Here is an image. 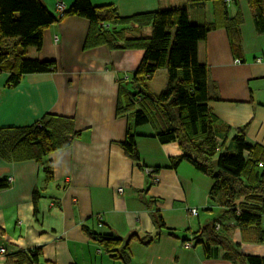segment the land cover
Wrapping results in <instances>:
<instances>
[{
  "label": "crops",
  "instance_id": "obj_1",
  "mask_svg": "<svg viewBox=\"0 0 264 264\" xmlns=\"http://www.w3.org/2000/svg\"><path fill=\"white\" fill-rule=\"evenodd\" d=\"M42 1L59 16L57 4L67 10L74 0ZM90 2L111 4L121 17L186 7L191 23L210 25L197 45L198 61L208 71L209 108L230 127L229 139L244 127L246 142L264 147V32L257 30L248 0H212L201 8L191 7L189 0ZM227 18L236 22L239 31L236 47L226 28ZM120 26L130 36L138 32L148 36L151 31L149 25L138 32L131 23ZM89 27L87 18L62 16L45 28L40 49L27 48L29 57L54 60V71L26 73L16 86L5 85L8 73L0 77V126H27L46 114H57L72 117L74 129L80 131L68 146L44 156L42 162L7 163L0 157V177L12 179L8 188L0 190V246L7 249L0 254V264L15 262L10 257L14 252L35 249L40 254L33 264H123L83 226L121 238L119 248L129 242L133 264H239L225 258L222 248L206 257L202 246L194 244L193 232L219 210L207 209L213 179L187 160L174 165L172 159L182 152L176 141L161 142L153 125L143 123L133 127L142 165L125 153L120 143L131 120L117 114V103L123 88L132 89L131 75L144 50L106 44L85 48ZM166 84V70L161 68L149 86L159 93ZM49 162L53 177L47 181L44 167ZM147 169L154 170L149 174ZM35 189L40 193L36 213ZM192 207L197 215L190 213ZM157 211L175 236L159 229ZM231 224V239L240 252L264 257V242L244 241L239 227ZM155 234L148 243L140 240Z\"/></svg>",
  "mask_w": 264,
  "mask_h": 264
},
{
  "label": "trees",
  "instance_id": "obj_2",
  "mask_svg": "<svg viewBox=\"0 0 264 264\" xmlns=\"http://www.w3.org/2000/svg\"><path fill=\"white\" fill-rule=\"evenodd\" d=\"M209 1L212 0H189V5L201 8ZM248 1L257 30L264 32L263 0ZM64 15L89 20L85 48L106 44L113 48L144 50L142 60L131 75L132 89L123 88L117 103V114L131 120L120 144L125 153L141 166L133 127L151 123L161 142L178 143L182 152L172 159L174 165L187 160L213 179L207 209L217 207L219 213L193 232L194 244L202 246L206 257L216 255L222 248L225 258L239 264H264V257L241 253L239 245L231 239L233 221L244 241L264 242V147L248 144L245 128L240 127L232 137L234 146L230 150L227 147L230 127L220 123L209 108L208 71L207 66L198 61L197 45L206 38L211 26L191 23L186 7L121 17L111 4L94 6L90 0H74L62 15L57 16L42 0H0V77L2 73H8L5 85L16 86L26 73L56 69L54 60L27 56V48L40 49L45 28ZM226 20L231 44L236 47L239 45L236 22ZM124 23H131L137 32L149 25L150 34L127 35L126 28L120 26ZM161 68L166 70L167 84L162 91L154 93L150 81ZM79 134L80 131L74 129L72 117L57 114H46L27 126H0V157L10 162L31 159L42 162L44 156L65 148ZM44 172L46 180H51L50 162ZM8 179L7 176L0 177V190L10 186ZM39 198V190L35 189V213ZM156 218L160 230L166 229L168 234L176 235L175 230L165 227L158 211ZM83 228L111 257L121 259L123 264H133L129 242L119 248L116 245L121 238L94 233L86 226ZM156 235H146L140 240L148 243ZM39 254V249H35L32 252L17 251L10 257L16 259L12 264H33L37 263Z\"/></svg>",
  "mask_w": 264,
  "mask_h": 264
},
{
  "label": "built area",
  "instance_id": "obj_3",
  "mask_svg": "<svg viewBox=\"0 0 264 264\" xmlns=\"http://www.w3.org/2000/svg\"><path fill=\"white\" fill-rule=\"evenodd\" d=\"M57 9L59 10V11H61V14L60 15H62V13H63V4H61L60 2L57 4ZM240 60L239 59H236V62H239ZM124 79L125 80H128L129 79V76L126 74L125 75V77H124ZM260 165H262V164H260ZM154 169H147V172L150 174V173H152V171H153ZM10 182H11V178H9L8 179ZM153 181L154 182H157L158 181V177L157 176H153ZM189 211H190V213L192 214V215H197L198 214V210L196 209V208H194V207H192V208H190L189 209ZM187 246H192V243H187L186 244ZM7 253V249H6V247L5 246H0V254H2V255H4V254H6Z\"/></svg>",
  "mask_w": 264,
  "mask_h": 264
},
{
  "label": "rangeland",
  "instance_id": "obj_4",
  "mask_svg": "<svg viewBox=\"0 0 264 264\" xmlns=\"http://www.w3.org/2000/svg\"><path fill=\"white\" fill-rule=\"evenodd\" d=\"M159 75H160V74H159ZM160 79H161V76L158 78V81H159ZM233 146H234V142H233V140H232V138H231V139H229L228 142H227V147H229V149L232 150ZM4 161H5V160H4ZM7 163H10V161H7ZM217 215H218V211L216 210V211L214 212V214H213L212 217L217 216Z\"/></svg>",
  "mask_w": 264,
  "mask_h": 264
}]
</instances>
